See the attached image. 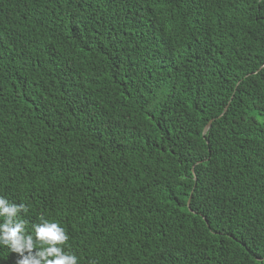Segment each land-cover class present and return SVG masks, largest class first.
Masks as SVG:
<instances>
[{
  "label": "trees",
  "instance_id": "16d2710c",
  "mask_svg": "<svg viewBox=\"0 0 264 264\" xmlns=\"http://www.w3.org/2000/svg\"><path fill=\"white\" fill-rule=\"evenodd\" d=\"M0 197L77 264H264V0H0Z\"/></svg>",
  "mask_w": 264,
  "mask_h": 264
},
{
  "label": "clouds",
  "instance_id": "9594fccd",
  "mask_svg": "<svg viewBox=\"0 0 264 264\" xmlns=\"http://www.w3.org/2000/svg\"><path fill=\"white\" fill-rule=\"evenodd\" d=\"M21 213L27 214L24 205L17 206L0 197V245L21 257L18 264H77L76 257L63 250L68 236L58 224L43 221L35 225L33 237L26 234V224L19 218ZM37 247L41 251L33 255Z\"/></svg>",
  "mask_w": 264,
  "mask_h": 264
},
{
  "label": "water",
  "instance_id": "95a60500",
  "mask_svg": "<svg viewBox=\"0 0 264 264\" xmlns=\"http://www.w3.org/2000/svg\"><path fill=\"white\" fill-rule=\"evenodd\" d=\"M209 123H210V122H209ZM209 123L204 127L203 132H202L203 135H204V133L206 132V130H207L208 126H209ZM190 196H191V194H190ZM190 196H189V198H188V200H187V202H186L187 207L189 206Z\"/></svg>",
  "mask_w": 264,
  "mask_h": 264
}]
</instances>
